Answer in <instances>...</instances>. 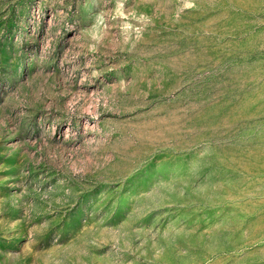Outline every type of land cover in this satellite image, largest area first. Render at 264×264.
Instances as JSON below:
<instances>
[{
  "label": "rangeland",
  "instance_id": "rangeland-1",
  "mask_svg": "<svg viewBox=\"0 0 264 264\" xmlns=\"http://www.w3.org/2000/svg\"><path fill=\"white\" fill-rule=\"evenodd\" d=\"M0 264H264V0H0Z\"/></svg>",
  "mask_w": 264,
  "mask_h": 264
}]
</instances>
